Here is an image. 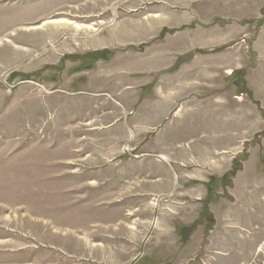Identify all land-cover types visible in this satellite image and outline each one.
I'll return each instance as SVG.
<instances>
[{
	"label": "rangeland",
	"instance_id": "374dc122",
	"mask_svg": "<svg viewBox=\"0 0 264 264\" xmlns=\"http://www.w3.org/2000/svg\"><path fill=\"white\" fill-rule=\"evenodd\" d=\"M0 264H264V0H0Z\"/></svg>",
	"mask_w": 264,
	"mask_h": 264
},
{
	"label": "crops",
	"instance_id": "0c3cea01",
	"mask_svg": "<svg viewBox=\"0 0 264 264\" xmlns=\"http://www.w3.org/2000/svg\"><path fill=\"white\" fill-rule=\"evenodd\" d=\"M126 73L129 74V75H127V77H129L130 79L134 78V71H132L131 74L129 72H125V74ZM121 76H126V75H121ZM134 86L133 85H126V84L124 86H122L120 94L118 95V98L120 101L116 100L117 102L122 104L123 109L126 110L127 113L132 112L133 111L132 110L133 105L138 103V101H139L138 87L135 84H134ZM134 92H135V94H133ZM76 93H78V94H75L76 96H82V94H80L79 92H76ZM130 93L133 95V97H131V99L127 98L128 97L127 94H130ZM134 97H135V99H134ZM148 102L149 103L151 102L150 104H152L154 102V98L153 99L148 98L146 103H148ZM128 119L131 120L130 117H128ZM128 119H126L127 122H128ZM135 119L136 118H134V120ZM134 125H135V122H134ZM136 167H138V166H136ZM145 175L147 176L146 179L142 178L143 176L139 177L138 173H134V194L136 193V191L141 189L142 186L149 184L148 174H145Z\"/></svg>",
	"mask_w": 264,
	"mask_h": 264
},
{
	"label": "bare ground",
	"instance_id": "6f19581e",
	"mask_svg": "<svg viewBox=\"0 0 264 264\" xmlns=\"http://www.w3.org/2000/svg\"><path fill=\"white\" fill-rule=\"evenodd\" d=\"M92 3V2H91ZM83 11V10H82ZM50 23H53V24H56V25H61V24H63L61 21L60 22H50ZM43 24H49V23H46V22H44ZM50 27V26H49ZM60 27V26H59ZM79 28H81V27H79ZM33 29H35V28H33Z\"/></svg>",
	"mask_w": 264,
	"mask_h": 264
}]
</instances>
